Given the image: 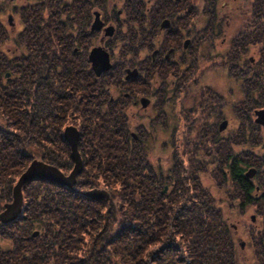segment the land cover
I'll return each mask as SVG.
<instances>
[{"label": "trees", "instance_id": "1", "mask_svg": "<svg viewBox=\"0 0 264 264\" xmlns=\"http://www.w3.org/2000/svg\"><path fill=\"white\" fill-rule=\"evenodd\" d=\"M4 7L0 1V12ZM47 14L26 12L24 50L5 51L0 43V211L31 159L71 169L62 137L68 124L78 128L83 167L72 186L23 184L20 213L0 221V264H238L222 206L193 179L195 170L164 190L146 133L129 135L119 111L88 105V91L85 103L78 101L90 77L71 65L58 72V20ZM4 34L0 24V39ZM101 84L95 77L97 100ZM230 140L220 137V170L238 188L241 207L256 202L254 187ZM94 187L109 197L87 196ZM255 257L264 264L261 250Z\"/></svg>", "mask_w": 264, "mask_h": 264}, {"label": "flooded vegetation", "instance_id": "2", "mask_svg": "<svg viewBox=\"0 0 264 264\" xmlns=\"http://www.w3.org/2000/svg\"><path fill=\"white\" fill-rule=\"evenodd\" d=\"M0 1L8 11L7 24L0 19L5 51L25 49L26 12L57 17L58 72L71 65L72 71L87 73L90 78L75 94L79 102L85 103L82 93L88 91V105L119 111L125 119L121 124L128 123L121 128L129 135L146 133L167 150L164 162L152 161L164 190L182 177L189 179L181 173L191 170L202 187L204 174L220 178V137H226L251 179L255 200L264 198V120L257 121L256 114L264 108L261 0ZM220 72L226 81L221 87ZM95 77L102 81L101 100L94 98ZM116 88L120 94L115 95ZM134 105L148 108L142 115L150 118L149 126L143 121L131 125L139 119L129 111ZM227 106L235 114L233 129L227 118L220 120ZM158 117L161 124L153 122ZM159 130L167 135L158 142ZM257 250L264 253V228L254 236Z\"/></svg>", "mask_w": 264, "mask_h": 264}, {"label": "rangeland", "instance_id": "3", "mask_svg": "<svg viewBox=\"0 0 264 264\" xmlns=\"http://www.w3.org/2000/svg\"><path fill=\"white\" fill-rule=\"evenodd\" d=\"M228 1L231 0H221V3L223 2L227 3ZM243 1L244 0H240L241 3ZM247 3H249V1H247ZM6 5H8V3H6ZM0 19L7 24L8 11L6 9H3L0 12ZM1 47L7 48V44L2 45ZM249 53H251V51H248V55ZM225 83L226 81L222 73L220 72V87ZM121 88L123 89L122 91H131L128 87L126 88L121 87ZM113 92H115L116 95V93L120 94L119 92L121 91H119V88H116L114 89ZM185 104L187 105L188 103L185 102ZM147 109L139 108V105H134L130 107L129 111L136 112L137 115L139 116V119L137 120L133 119L134 122L131 121V125L143 121L145 126H149L151 124L150 118H147L142 115V113L146 112ZM221 114L222 116L220 117V120L223 117L227 118L229 127L231 126L233 129V126L235 125L236 122L233 108H231V106L223 107ZM153 122L154 123L157 122L160 124L162 123L160 117L155 118ZM132 129H134V127H132ZM227 131L228 130L226 131L222 130V133H226ZM136 132H139V130L137 129ZM159 133L160 134H158L157 137L158 142L162 137L167 135L163 133L161 130H159ZM147 140L150 146L149 157L151 161L155 162V159L159 157L161 159V162H164V159L166 158L168 153L167 150L160 148L157 142L154 143L155 140L151 139L149 136ZM236 148H237L236 150H241L240 147L238 146H236ZM163 168L166 169V166ZM217 174L218 173H208L207 175L204 174L203 181L205 187L213 194L214 201L218 203L220 206H222V210L225 214L227 223L231 229L234 242L236 245L235 247L237 249L236 256H237L238 264H244V263L258 264L257 262L259 261V259L258 257H255V253L253 252V243H254V236H258L259 234L263 233V228H264V206L262 204L263 200L262 201L256 200V202L254 203H246L243 204L241 207H239L238 203L241 201V197L239 196L238 188L235 185L231 184L228 176H226V178L224 179L225 176L223 175V172L221 170H220V178L217 176ZM223 179L226 180V182H224ZM218 180H220V184H218ZM95 188H99V187H95ZM102 198L105 197H99L95 199H102ZM35 233L36 232L34 231L32 234ZM5 242L6 240L3 241V243Z\"/></svg>", "mask_w": 264, "mask_h": 264}, {"label": "water", "instance_id": "4", "mask_svg": "<svg viewBox=\"0 0 264 264\" xmlns=\"http://www.w3.org/2000/svg\"><path fill=\"white\" fill-rule=\"evenodd\" d=\"M257 121L264 120V108L257 109ZM225 122L220 124L223 127ZM79 131L75 125L68 124L63 129V139L69 144L70 156L73 160V166L65 173L58 166L33 158L30 160L24 170L18 175L13 188L12 199L3 205L0 211V221L8 222L17 217L20 213L23 203L22 186L25 182L43 179L58 185L72 186L75 183L76 175L82 170L83 163L80 152L77 148ZM85 194L91 198L109 197L106 190L101 188H91L85 191ZM253 218V215H252Z\"/></svg>", "mask_w": 264, "mask_h": 264}]
</instances>
